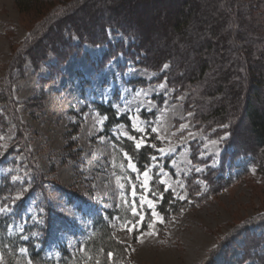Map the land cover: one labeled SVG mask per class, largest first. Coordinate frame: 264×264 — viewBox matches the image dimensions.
Returning <instances> with one entry per match:
<instances>
[{
    "label": "rangeland",
    "instance_id": "obj_1",
    "mask_svg": "<svg viewBox=\"0 0 264 264\" xmlns=\"http://www.w3.org/2000/svg\"><path fill=\"white\" fill-rule=\"evenodd\" d=\"M47 4H36L24 13L15 0H0V183L7 179L13 186L0 200V207L8 204L10 211L0 216H7L9 233L27 236L28 243L44 248L48 259L58 260L63 248L72 254L82 253L85 241L94 234V220L101 215L114 237L127 245L128 264L264 261V181L254 155L236 152L235 140L233 144L229 141L225 127H209L196 119L193 105H188L189 91H176L160 77L167 74L169 64L166 69H151L120 52L102 66L107 45L91 43H83L81 52H74L61 63L52 49L34 61L27 54L31 31L36 35L34 42L52 46L47 36L39 39L41 33L35 30L47 25ZM210 4L213 15L223 10L216 0ZM76 18L85 19L79 11ZM160 27L165 31H154L148 48L178 42L168 23ZM71 39L80 43L76 34ZM121 39L126 45L133 43L121 33L109 32L111 42ZM145 53L143 50L137 55ZM18 60L20 71L15 70L12 76L11 67ZM140 79L145 82L141 84ZM8 86L10 98L6 102L2 93ZM109 101L120 115L128 114L131 126L139 123L145 129L141 133L145 139L153 134L165 137L158 139L156 160L151 159L146 167L151 169L149 187L154 189L155 177L158 181L162 178L175 188V192L169 191L176 199L177 193L185 199H179L184 206L178 212L171 211L167 216L160 210L159 200L156 211L163 223L157 220L154 229L147 227L151 209L146 205V222L133 232L122 225L126 219L138 217L123 220L115 213L123 203L116 175L131 177L139 186L134 179L139 173L127 168V160L120 161L115 153L113 137L127 138L124 132L133 135L127 126H115L111 136L104 132L106 119L99 122L105 116L95 103ZM181 124L187 128L181 130ZM153 127L158 133L151 132ZM213 140L218 143L212 144ZM170 147L174 151H169ZM160 148L165 151L159 152ZM193 165L202 171H190ZM13 176L19 179L14 181ZM175 181H182L184 188ZM21 189L26 191L15 200ZM144 194L152 198L151 192ZM125 195L132 200L127 183ZM149 231L155 234L147 235ZM28 247H21L27 251L19 250L16 264L32 262Z\"/></svg>",
    "mask_w": 264,
    "mask_h": 264
},
{
    "label": "trees",
    "instance_id": "obj_2",
    "mask_svg": "<svg viewBox=\"0 0 264 264\" xmlns=\"http://www.w3.org/2000/svg\"><path fill=\"white\" fill-rule=\"evenodd\" d=\"M220 1L218 4L216 0V4L223 10L213 15L208 9L213 0L205 4L199 0H15L24 13L31 11L36 4L48 3L46 7H50L45 16L47 25L35 30L37 34L41 33L39 39L47 36L52 46L49 48L39 40L34 42L36 35L31 31L30 51L26 47L27 54L36 62L49 49L55 53L58 63L64 62L74 52H81L83 43H91L107 45L101 59L102 66L120 52L138 59V64L151 69L160 70L169 64L167 74L160 77L166 78L176 91H189L188 105H193L191 108L200 123L209 127L228 125L225 129L229 141L233 144L235 140L233 146L236 152L245 151L254 155L264 181V0ZM252 3L255 8L251 7ZM78 11L84 14L85 19L76 18ZM149 18L152 20L148 21ZM166 23L178 35V42L171 46L148 48L154 31H165L160 26ZM110 31L121 33L133 43L126 45L123 39L111 42ZM75 34L79 44L71 41ZM225 48L228 50L225 51ZM143 50L145 55L138 56ZM20 63V60L13 63L10 70L12 76L15 70L20 71ZM142 81L145 82L139 80L140 83ZM2 96L4 101H9V86ZM95 108L106 117L105 134L112 136L111 130L123 123L134 136H142L131 129L128 114L120 115L113 102H96ZM155 137L153 134L146 139L147 145L139 150L128 138L113 137L115 153L120 161H124L123 154L128 152L143 171L151 163V157L157 155L160 143ZM152 144L156 147H150ZM152 186L154 190L164 188L159 184L158 177L153 179ZM11 188L13 186L7 179L0 183V200H4L6 191ZM182 206L184 203L169 191L164 193L160 210L167 216L171 211L178 212ZM115 213L123 220L132 217L124 203ZM8 227L7 216L1 215L0 251L3 264H16L19 250L28 245L33 264H95L96 260H100L101 264H110L107 260L109 251L114 253L111 264H128L127 245L114 237L112 228L101 215L94 220V234L85 241L82 253L72 254L63 248L58 260L48 259L43 248L39 249L20 236L9 233ZM258 264H264L263 259Z\"/></svg>",
    "mask_w": 264,
    "mask_h": 264
},
{
    "label": "snow or ice",
    "instance_id": "obj_3",
    "mask_svg": "<svg viewBox=\"0 0 264 264\" xmlns=\"http://www.w3.org/2000/svg\"><path fill=\"white\" fill-rule=\"evenodd\" d=\"M165 69L168 68V65L165 64L163 66ZM160 88H165L164 84H160L159 85ZM137 111H139V109H137ZM191 115V113H189ZM103 119H106V117H102L100 119L99 122H103ZM134 121H138V117H133L132 118ZM228 125H223V127H227ZM132 127L140 133H144L145 129L141 128L139 126V123H133ZM187 128L186 124H181L180 125V129H185ZM151 132L153 133H158V129L153 127L151 128ZM122 135L126 136L129 140L133 141L135 144V148L137 150L141 149L142 146L147 145V140L142 136L140 138H137L134 135H129L127 132L122 133ZM193 134L189 133V136L191 137ZM156 139H164L165 137H160L159 134H157V136L155 137ZM182 140L186 141L187 138L182 137ZM221 139H223V137H221ZM212 144H217L218 141H211ZM150 147L155 148L156 145L152 144L150 145ZM159 152L163 153L165 151L164 148H160L158 149ZM169 151H174V148L170 147ZM124 157L127 160V168L131 169L133 172H138L139 175H137L134 179L139 181V186H137V184L133 181V178L128 177V176H121V175H116L114 173V175H116V185L117 187L121 190V199L122 202L124 204L127 205V211H130L132 214V217H138V219H126L124 221V224L122 225V227L124 229H126L127 232H133L135 229H137L139 226H141L143 223H145V216L143 215V210L145 208V205L147 206L148 209H151V216L149 218V221L147 222V227L149 229H154L155 227V223L157 220H159L160 223H163V217L160 216V214L156 211V204L159 202V200H163L164 199V193L165 192H169V190L171 189L172 192H175V188L172 187V185L168 184V182L165 179L160 178L159 179V184L160 185H167L165 186L162 190L160 189H152L149 187V181L152 179L150 172L151 169L150 168H145V170L140 171L139 169H137L136 165L132 162V157L128 154V152H124ZM152 160H156L155 156L151 157ZM189 163H191V161H189ZM121 168H124V165L121 164L120 165ZM195 170L196 172H200L202 171V169L200 167H197L195 165H193L191 170ZM161 172H163V169H161ZM165 176H167V173H164ZM141 177H143V179L141 180ZM12 179L15 181L17 179H19V177L13 176ZM124 181V182H122ZM129 186V190H130V195L132 197V200L129 201L127 199V196L125 195V188H126V183ZM176 185H178L180 188H184V183L182 181H175L174 182ZM198 183H203L202 181H199ZM138 187L139 189H142L144 191H148L151 192V196L152 198H149L148 196H146L144 194V191H140L138 192ZM26 191V189H21L20 193L17 194L15 196V200H19L21 199V196L23 195V192ZM177 196L179 199L183 200L185 199L184 196H180L177 193ZM138 197V200H137ZM10 211V207L8 204H4L2 207H0V213H6ZM33 219H35V217H33ZM21 231H23V228H21ZM155 234L154 231H149L147 233V235H153ZM21 239L27 240L28 237L27 236H22ZM27 251V249L25 248H21L20 252L21 253H25ZM90 259V258H89ZM107 260L110 262H114V253L109 251L107 253ZM0 264H3V256L0 255ZM28 264H32L31 261H28ZM95 264H101L100 260H96Z\"/></svg>",
    "mask_w": 264,
    "mask_h": 264
}]
</instances>
